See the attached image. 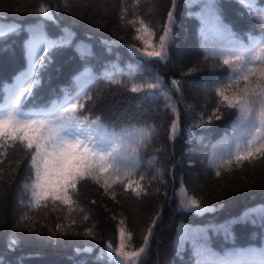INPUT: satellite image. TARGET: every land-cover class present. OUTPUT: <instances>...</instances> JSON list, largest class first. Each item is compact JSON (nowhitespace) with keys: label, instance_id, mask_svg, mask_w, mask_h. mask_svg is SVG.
<instances>
[{"label":"trees","instance_id":"16d2710c","mask_svg":"<svg viewBox=\"0 0 264 264\" xmlns=\"http://www.w3.org/2000/svg\"><path fill=\"white\" fill-rule=\"evenodd\" d=\"M254 3L259 10L249 11L243 0H218L222 31L209 24L200 35V18L188 13H202L204 0L191 6L177 0L175 7L172 0H0V23H42L50 38L73 34L70 46L53 50L50 62L36 70L35 98L22 102L21 111H46L71 95L73 102L85 104L82 120L100 116L123 131L126 144L142 140L135 166L100 173L98 182L88 180L72 196L81 208L80 231L46 238L16 227L17 214L35 209L38 201L29 189L37 182L29 168L31 156L25 155L31 150L18 140L0 138V264H111L108 256L100 258L109 243L114 252L123 245L122 252L131 253L145 247V236L150 238L139 264H196L191 242L177 250L181 225H219L241 215L248 220L232 226L233 239L209 229L208 243L220 255L233 248L256 249L251 259L260 264L264 155L237 158L246 155L250 130H236L239 110L223 99H238L245 87L243 74L260 64L231 57L233 36L245 47L255 39L257 51L264 41V0ZM40 7L53 19H43ZM169 11L175 13L174 42L164 60L150 58L147 52L159 51ZM28 38L22 30L0 39V117L15 103L18 78L26 72L32 77L30 61L41 59L38 43L30 50L33 55L26 54ZM77 45L88 46L91 55L82 60ZM85 67L90 69L87 76ZM74 77L87 88L78 100L80 84ZM254 79L258 77H250ZM149 83L157 87L147 89ZM134 86L142 90L132 93ZM210 118V127H196ZM192 199L202 210H215L195 215L182 207ZM11 239L18 243L9 251ZM77 248L92 250L77 254Z\"/></svg>","mask_w":264,"mask_h":264},{"label":"snow or ice","instance_id":"6c2138e0","mask_svg":"<svg viewBox=\"0 0 264 264\" xmlns=\"http://www.w3.org/2000/svg\"><path fill=\"white\" fill-rule=\"evenodd\" d=\"M200 0H188L189 6L193 3H199ZM240 2V0H237ZM175 7L177 0H172ZM248 5L249 11L255 9L254 0H243ZM40 16L45 20H52L48 9L39 8ZM189 16L196 15L201 20L200 35H204L207 27L211 24L218 32L222 31L220 27L221 15L218 7V0H204L202 13H188ZM169 23L165 28L164 35L159 37V51H149L147 56L150 58H159L164 60L167 55V48L174 42V36L171 35L172 27L175 23V13L168 12ZM29 33V38L24 42L26 54L31 56L34 53L30 51L34 43L40 46V60H31L28 71L32 73L29 77L27 72L18 78L17 85L13 90V99L15 103L10 106L6 115L0 117V138H11L13 141H20L27 150L25 155L31 156L29 168L35 170L37 183L35 187L40 191L35 195L39 198L51 197L53 201H60L63 204L73 203L72 196L78 192L79 186L97 178L100 173H107L112 169L117 172L121 167H133L136 164V155L142 140L137 138L132 143H125L128 139L123 131H117L113 126L107 125L103 118L97 116L95 119L85 118L83 110L85 104L73 102L71 95H66L63 102H53L52 106L39 113L21 111V104L25 100L35 98V88L39 83L36 76V70L46 62H50L51 52L58 48H65L72 43V33L65 32V35L59 38H50L44 31L42 23L31 24L27 26L12 22L8 24L0 23V39L11 35L19 34L21 31ZM233 48L231 57L236 62L246 63L252 60L260 61L256 68H249L243 74L245 87L238 93V99L229 100L227 96L223 99L227 101L229 108L238 109L239 116L235 122L236 130L247 128L250 130L251 139H248L246 155L238 156L239 160H248L254 154L264 155V41L259 42V50H256L257 41L250 40L249 45L245 47L239 43L233 36ZM132 53L138 54L137 49H131ZM78 56L83 60L91 55L88 46L77 45ZM35 64V68L31 64ZM225 65L230 64L229 59L223 61ZM90 69L84 68V76H87ZM250 77L258 79L250 80ZM80 84V91L75 97L76 100L81 95H87V88L83 86L80 77H74ZM173 86L179 89L177 81L172 82ZM26 85V86H24ZM254 85V86H253ZM147 89H155L156 84H147ZM23 90L20 91L19 89ZM142 89L132 87L131 92L137 93ZM222 95V94H221ZM39 115L40 118H34ZM216 120L221 119L220 115L213 114ZM213 120L210 118L206 123L196 125V127H210ZM175 137V131L173 133ZM255 141V143H253ZM26 142V144H24ZM259 145V146H257ZM222 151L224 148L222 147ZM220 173L217 172V176ZM135 191V190H134ZM139 196L140 193H137ZM186 210H191L195 215H202L203 211L215 209H201V205L195 199L188 200L183 204ZM87 219V217H85ZM247 215L231 218L219 225L189 226L182 224L178 229L176 247L177 250L183 248L185 242H191L196 257V264H256L251 259L256 253V249H228L224 255L216 252L208 243L207 232L209 229L214 232L222 231L229 239H233L232 226L237 223L247 222ZM255 223V221H252ZM91 235L89 231L87 233ZM123 236V232H121ZM149 236H145V247H141L136 252L113 251L111 243L105 249L101 250V257L108 256L111 264H139L141 255L145 252L148 245ZM17 240L8 241V250H15ZM91 248H77L76 253L91 252ZM264 256V249L259 250ZM260 264H264V259Z\"/></svg>","mask_w":264,"mask_h":264},{"label":"rangeland","instance_id":"374dc122","mask_svg":"<svg viewBox=\"0 0 264 264\" xmlns=\"http://www.w3.org/2000/svg\"><path fill=\"white\" fill-rule=\"evenodd\" d=\"M35 185L30 186L29 189L36 193L40 190ZM37 200L35 209L29 208L17 214L16 227L29 234L46 238L54 236L55 233L75 234L80 231L81 208L74 202L63 204L60 201H53L50 196L38 197Z\"/></svg>","mask_w":264,"mask_h":264}]
</instances>
